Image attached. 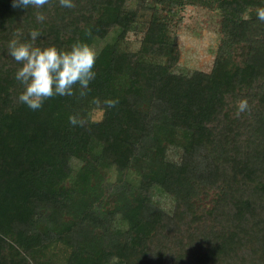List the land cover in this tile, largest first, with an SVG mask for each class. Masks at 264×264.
<instances>
[{"label": "trees", "instance_id": "16d2710c", "mask_svg": "<svg viewBox=\"0 0 264 264\" xmlns=\"http://www.w3.org/2000/svg\"><path fill=\"white\" fill-rule=\"evenodd\" d=\"M126 2L0 0V264H264V3L136 0L149 16L130 50ZM187 5L220 13L208 72L174 71ZM32 30L34 45L95 49L85 95L37 110L18 101L7 47ZM241 98L249 110L237 116Z\"/></svg>", "mask_w": 264, "mask_h": 264}, {"label": "clouds", "instance_id": "9594fccd", "mask_svg": "<svg viewBox=\"0 0 264 264\" xmlns=\"http://www.w3.org/2000/svg\"><path fill=\"white\" fill-rule=\"evenodd\" d=\"M63 8H73L74 0H58ZM13 7L43 9L48 0H12ZM264 3V0H262ZM256 18L264 22V6L257 7ZM36 20L43 22L45 16L37 11ZM90 35V32L87 33ZM29 41L10 39L7 54L19 65L14 79L19 82L22 90L18 101L31 110L42 108L44 102L53 96H73L76 91L85 95L91 81L96 78L94 65L97 52L87 41L77 40L68 48L55 45L38 46L34 41L41 35L37 30L28 33ZM78 85V89L74 86ZM119 103L118 98H105L103 104L111 109ZM236 115L249 110L246 98H241L237 105ZM69 123H82L77 116L70 115Z\"/></svg>", "mask_w": 264, "mask_h": 264}, {"label": "rangeland", "instance_id": "374dc122", "mask_svg": "<svg viewBox=\"0 0 264 264\" xmlns=\"http://www.w3.org/2000/svg\"><path fill=\"white\" fill-rule=\"evenodd\" d=\"M136 0H127L124 15L131 19L134 17L133 30L129 31L123 42L125 48L134 50L138 47L142 27L149 16L147 10L136 8ZM181 20L175 29L177 43L180 48V58L174 67V71L181 74H190L194 70L208 72L211 70L216 48L219 44L220 13L214 6L212 8L200 6H185L181 10ZM97 79V76L96 78ZM100 116L96 112L94 117ZM169 157L176 159L177 152L173 149L168 151ZM76 162V161H75ZM73 161L72 164H75ZM158 204L163 209L170 205L169 200L156 195Z\"/></svg>", "mask_w": 264, "mask_h": 264}]
</instances>
